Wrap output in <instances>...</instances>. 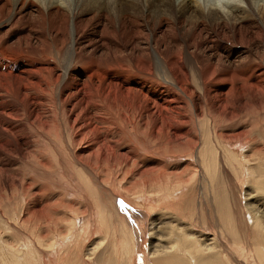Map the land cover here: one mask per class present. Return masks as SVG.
I'll return each instance as SVG.
<instances>
[{"label": "bare ground", "instance_id": "bare-ground-1", "mask_svg": "<svg viewBox=\"0 0 264 264\" xmlns=\"http://www.w3.org/2000/svg\"><path fill=\"white\" fill-rule=\"evenodd\" d=\"M173 2L76 0L72 11L51 7L44 12L34 0H17L37 21L4 26L1 20L12 5L0 0V206L11 205L17 191L29 196L21 218L0 214V264H42L43 250L55 247L53 242L46 245L38 224L44 220L42 191L31 193L18 172L19 158L44 159L35 148L39 135L50 128L62 149L65 143L74 152L78 147L73 158L90 171L106 172L115 164H123L127 173L133 170L135 160L130 158L138 156L131 134L169 156L187 158L178 173L154 167L160 162L153 155L140 159L145 166L136 170L143 179L140 192L129 183L115 193L117 198L130 195L136 204L139 193L152 194L142 186L164 182L156 193H168L172 178L184 186L195 182L200 170L220 199L221 163L234 173V182L226 185L228 194L239 174L246 177L244 184L250 180L258 189L264 185V175L256 179L250 169L264 161L262 32L248 9L226 19L219 12L205 16L191 3ZM68 13L75 33L70 53L64 49ZM51 20L55 24L46 35L38 22ZM12 33L19 35L14 41ZM57 121L65 130V143ZM257 196L250 194L244 207L233 202L232 210L224 195L223 201L215 200L211 207L217 220L207 219L205 234L154 222L151 264H264V200ZM33 216L38 225L29 228ZM13 226L33 237V245L28 239L15 242L20 237ZM167 231L175 239L165 245ZM234 247L241 251L242 263L229 258Z\"/></svg>", "mask_w": 264, "mask_h": 264}, {"label": "rangeland", "instance_id": "rangeland-1", "mask_svg": "<svg viewBox=\"0 0 264 264\" xmlns=\"http://www.w3.org/2000/svg\"><path fill=\"white\" fill-rule=\"evenodd\" d=\"M172 1H174L173 4L177 5L178 3H186L188 0ZM187 3H191V6L194 5L193 0H189ZM16 4L17 0H11V12L4 15L1 20L4 26L19 23L20 20L34 19L37 21L36 14L28 9H21ZM247 12L253 16L256 29L262 32L264 39V25L262 24L264 13L256 12L251 6ZM67 15L69 16V23L67 25L68 33H66L64 49L65 52L70 53V50H73L75 33L72 30L71 16L69 13ZM38 24L45 31L44 34L48 35L46 30L51 29L55 24V20H51L50 23L45 25L39 22ZM12 34L14 35L12 41H14L19 35L18 33ZM189 109L191 113H194L192 108ZM253 116L255 114L252 112V118ZM57 127L65 143V130L59 121H57ZM54 130V128H50L49 133L43 134L42 137L37 131L31 130L33 135H39L35 150L43 153L44 159L38 160L32 157L29 159L19 158L18 160L21 163L18 165L20 166L18 170L19 177L24 178L25 184L28 185L29 183L31 193L39 189L42 191L40 206H43V208L40 210L44 220L38 223L33 216L35 219H30L29 228H35L36 225L40 224L43 228V238L46 245L52 242L55 243V247L52 246L53 250L48 248L43 250L42 264H151L149 251L151 242L154 243L157 236V234L154 235L155 233H153L156 230L155 223L158 225L161 222L163 223L161 226L167 228L171 226L177 228L189 226L192 232L203 231L202 233L205 234V229L208 230L209 228L207 219L213 217L217 220L215 210L211 207L215 200L223 201L224 197H226L231 210L233 202L237 207L247 205L249 203L247 198L250 194H256L258 195L256 199L264 200V185L258 189L257 185L250 180H248V184H244L246 177H242L240 174L236 180V185H234L233 189H229L228 194V191L225 190L226 185H228V181L232 184L235 178L234 173L224 166V163H221L223 173L219 171V176L217 177L221 182L218 186H222L224 189V192L221 189L224 197L220 194V199H215L212 186L208 178L205 177V173H202L201 170L199 176L195 178V182L186 181L184 186H178L177 181L172 178L168 193H156L158 190L157 186H162L164 182H155L151 185L142 186L144 191L152 190V194L142 190L144 194L140 195L139 193L137 204L130 195L126 199L125 195L120 193L122 198H117L115 193H119L118 190L122 189V187H128L129 183L130 185H135V189L140 192L141 187H139V184L141 181L143 182V179H139L137 171L145 167L140 160L144 159L143 157L153 155L152 159H159L160 162V164H154V167L163 165L167 168L166 172L172 173L181 172L184 169L187 158L179 157V154L169 156L170 154L162 148L155 145L158 147L156 148L147 141H140L131 134L129 136L137 146L136 156H138L136 159L130 158L132 161L135 160L133 170L127 173V167H124L123 164H115L108 167L106 172L101 169L90 171L87 167L86 170L85 166H81L73 158L77 154L78 147L75 150L76 154L66 143L64 149H62L60 143L54 139ZM250 169L251 174L256 179H260L264 175V161H256ZM232 178L233 180H231ZM252 179L256 180L253 177ZM22 193L23 191H17L14 194V200L12 199L10 202L11 205L4 203L0 206V214L3 213L5 216L7 213L9 216L12 213L16 218H21V213H23L25 208L24 202L28 201L29 197ZM168 194L169 196H167ZM143 195H145V198H140ZM180 196L181 199H179ZM253 200L255 199L253 198ZM185 203L186 207L184 209ZM208 206L209 209L207 208ZM193 215L194 217L192 218ZM194 225H197V227ZM13 230L14 232L17 230L20 237L14 240L15 242L20 245L28 239L30 244L33 245V237L29 238L18 227L13 226ZM0 233L3 235L2 228ZM152 233L153 235H151ZM164 238L166 239L164 241L165 245L175 239L174 235L169 231L165 233ZM167 238H172V240L167 241ZM238 241L241 245L246 244L242 243L241 239ZM233 250L230 252L231 257L229 258L242 263L239 256L241 251H238V247H234Z\"/></svg>", "mask_w": 264, "mask_h": 264}, {"label": "clouds", "instance_id": "clouds-1", "mask_svg": "<svg viewBox=\"0 0 264 264\" xmlns=\"http://www.w3.org/2000/svg\"><path fill=\"white\" fill-rule=\"evenodd\" d=\"M34 2L47 12L51 7H60L72 11L76 0H34ZM113 0H109L112 3ZM194 6L198 8L205 16L212 12H219L226 19L237 16L239 10H247L251 6L256 12L264 13V0H193ZM113 15L115 9H110Z\"/></svg>", "mask_w": 264, "mask_h": 264}]
</instances>
